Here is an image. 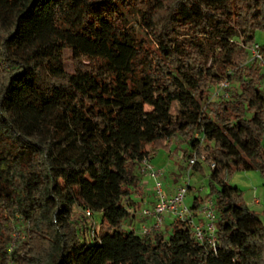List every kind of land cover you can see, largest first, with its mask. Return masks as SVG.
I'll return each mask as SVG.
<instances>
[{"label":"trees","instance_id":"trees-1","mask_svg":"<svg viewBox=\"0 0 264 264\" xmlns=\"http://www.w3.org/2000/svg\"><path fill=\"white\" fill-rule=\"evenodd\" d=\"M256 31L264 0H0V264L19 219L11 264H264V222L225 176H264V75L244 48ZM225 77L239 89L207 101ZM172 148L195 151L190 175L210 169L191 206L213 201L215 251L178 220L150 236L122 226L140 162Z\"/></svg>","mask_w":264,"mask_h":264},{"label":"built area","instance_id":"built-area-1","mask_svg":"<svg viewBox=\"0 0 264 264\" xmlns=\"http://www.w3.org/2000/svg\"><path fill=\"white\" fill-rule=\"evenodd\" d=\"M247 52V62L254 64L264 75V46L260 43L253 42L250 45H245ZM229 73V72H228ZM230 79L222 78L214 83L210 88V100L219 101L227 100L230 97ZM204 137L201 135V142ZM197 156L193 151L192 156L188 159V164L196 163ZM214 164H211L212 168ZM163 167H155L149 159H143L140 162L138 173L142 178L152 182L151 190L153 201L151 205H142L137 211L140 221L139 227L135 229L132 226L124 227L128 230H134L136 233L143 236H150L152 233L159 232L164 227L165 218L170 217L172 220H178L188 226L190 232L196 241L206 245L213 251L216 250V218L217 214L214 210V203L211 199L205 200L197 208H193L185 202L186 195L189 191L190 184V168L186 171V176L180 185L176 187L173 193L167 194L163 187L162 177L164 175ZM225 176L227 174L225 173ZM254 199V204H258V200ZM128 211L132 215L133 208ZM85 215L91 218L92 227L90 236H95V226L97 224L94 218V212L90 209H85ZM12 247H10L11 251ZM11 264V263H10Z\"/></svg>","mask_w":264,"mask_h":264},{"label":"rangeland","instance_id":"rangeland-1","mask_svg":"<svg viewBox=\"0 0 264 264\" xmlns=\"http://www.w3.org/2000/svg\"><path fill=\"white\" fill-rule=\"evenodd\" d=\"M133 24L137 27L135 22L132 20ZM254 41L260 44L264 43V32L262 31H256L254 35ZM70 54V51H65V55L68 56ZM65 69L72 70V67L70 63H65L64 65ZM230 92L235 91L239 89V85L237 81L234 79H230ZM212 86V85H211ZM210 86V88H211ZM210 95V93H209ZM210 102H213V100H210V98L207 100ZM178 122V119H175V123ZM201 145L204 143V140L201 142V135L198 133L194 134L192 143L187 146V149H194L196 145ZM160 153H163V150H160ZM171 158L173 159L170 163L167 158H164L162 156H159L157 160H154L153 163L156 161H159V164L163 166L164 175L162 177L163 180V187L165 186H178L181 184V182L184 180L186 176L187 169H184V166L188 163V157L184 153L183 149H173L170 151ZM162 158V159H161ZM161 160V161H160ZM202 170L201 171H193L191 170L190 177V184L191 188L189 189L185 202L188 205H191L193 202V199L196 195L204 197L208 192V175H209V167L206 163H202ZM226 181L228 184L232 186H237L241 191H243V196L245 202L249 205L251 209L255 210V212L258 214V217L261 221L264 222V176L260 174V172L256 169H235L231 173H229L226 177ZM254 197H257L258 204H254V200L252 199ZM256 199V198H255ZM256 200V201H257ZM252 201V202H251ZM143 205L142 201L137 202L136 205L133 207V214L130 215L124 222L123 227L131 226L133 220H136V217H138L137 211L141 208ZM253 205H257V208ZM94 218L97 220L100 218V215L98 212L94 213ZM12 220V230L10 234V239L8 243L7 248V264H10L11 258H10V252L13 251L15 248H17L22 241H24L27 236L25 232L26 224L22 221V219H19L18 222H15ZM168 227H163L160 231L166 232ZM159 231V232H160ZM153 234V233H152ZM10 247H12L11 251Z\"/></svg>","mask_w":264,"mask_h":264},{"label":"crops","instance_id":"crops-1","mask_svg":"<svg viewBox=\"0 0 264 264\" xmlns=\"http://www.w3.org/2000/svg\"><path fill=\"white\" fill-rule=\"evenodd\" d=\"M159 156H162L163 159L164 158H167V160H169V163L173 160L171 158V154H170V151L169 152H166V151H163V153H160V150H157V151H151V154H150V162L155 166V167H163L161 164H159V161H156L155 163H153L154 160H157L159 158ZM162 159V158H161ZM161 161V160H160ZM142 183L144 184V191H143V194L140 195V196H137V202H141L144 204V205H151L152 204V201H153V195H152V190H151V185H152V182L150 180H147L145 178H142ZM177 186H165V192L167 194H171L174 192V190L176 189ZM257 199V197H254L252 199V201L254 199ZM251 201V202H252ZM248 205V204H247ZM249 206H252V205H249ZM254 207L252 208H257L258 206L257 205H253ZM171 218L170 217H166L165 218V223H164V226H166V228L168 227V225L170 224L171 222ZM140 221H145V219H139L138 217H136V220H133L132 222V227H134L135 229H137L139 227V224H140Z\"/></svg>","mask_w":264,"mask_h":264}]
</instances>
